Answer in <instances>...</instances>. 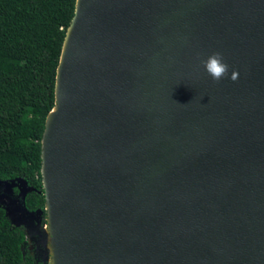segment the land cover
<instances>
[{
	"label": "water",
	"instance_id": "1",
	"mask_svg": "<svg viewBox=\"0 0 264 264\" xmlns=\"http://www.w3.org/2000/svg\"><path fill=\"white\" fill-rule=\"evenodd\" d=\"M78 7L48 146L61 263L264 264V0ZM0 183L23 185L22 217L0 206L28 234L33 189Z\"/></svg>",
	"mask_w": 264,
	"mask_h": 264
},
{
	"label": "trees",
	"instance_id": "2",
	"mask_svg": "<svg viewBox=\"0 0 264 264\" xmlns=\"http://www.w3.org/2000/svg\"><path fill=\"white\" fill-rule=\"evenodd\" d=\"M77 0H0V180L24 179L28 211L47 215L42 141ZM0 206V264H37ZM38 264H44L43 260Z\"/></svg>",
	"mask_w": 264,
	"mask_h": 264
},
{
	"label": "rangeland",
	"instance_id": "3",
	"mask_svg": "<svg viewBox=\"0 0 264 264\" xmlns=\"http://www.w3.org/2000/svg\"><path fill=\"white\" fill-rule=\"evenodd\" d=\"M1 182H6L2 181ZM23 185L19 183H11L9 186H5L4 183H0V204H9V209L12 213L22 217V211L20 210V201L23 197ZM37 230L35 234H32L29 230V226L35 227ZM28 228L29 236L27 247L30 250V245L33 246V253L36 255H42L44 264H53V255L51 253L50 235L51 227L48 221L47 215H39L28 219L26 224ZM31 238V239H30Z\"/></svg>",
	"mask_w": 264,
	"mask_h": 264
},
{
	"label": "bare ground",
	"instance_id": "4",
	"mask_svg": "<svg viewBox=\"0 0 264 264\" xmlns=\"http://www.w3.org/2000/svg\"><path fill=\"white\" fill-rule=\"evenodd\" d=\"M82 4V0H79V7L78 10L80 9ZM76 23H77V19H75L73 26L70 29L69 32V36L67 38V42L65 45V49H64V53H63V60H62V65L60 67V72H59V78H58V89H57V106L56 108L53 110V112L50 114V117L48 119V132H47V136H46V141H45V153H44V160H45V165L43 167V175H44V179H45V184L46 187L48 189V208L50 210V227H51V235H50V247H51V253L53 255V264H62L61 263V254H60V249H59V243H58V237H57V230H56V224H55V218H54V214H53V208H52V202H51V194H50V189H49V170H48V146H49V136H50V132L52 129V125L55 122V118L58 112V109L60 107L61 104V83H62V73H63V68L66 62V58H67V54H68V50L70 47V44L72 42L73 39V35L75 32V28H76Z\"/></svg>",
	"mask_w": 264,
	"mask_h": 264
},
{
	"label": "clouds",
	"instance_id": "5",
	"mask_svg": "<svg viewBox=\"0 0 264 264\" xmlns=\"http://www.w3.org/2000/svg\"><path fill=\"white\" fill-rule=\"evenodd\" d=\"M206 72L215 81H220L228 75L229 66L224 62V57L220 52L212 53L206 60L202 61ZM239 78V72L233 71L231 79L233 81Z\"/></svg>",
	"mask_w": 264,
	"mask_h": 264
},
{
	"label": "flooded vegetation",
	"instance_id": "6",
	"mask_svg": "<svg viewBox=\"0 0 264 264\" xmlns=\"http://www.w3.org/2000/svg\"><path fill=\"white\" fill-rule=\"evenodd\" d=\"M29 251H30L31 255L36 258L37 264H38V261L43 260L42 255H39L38 256L35 253H33V246L32 245H30V250Z\"/></svg>",
	"mask_w": 264,
	"mask_h": 264
}]
</instances>
